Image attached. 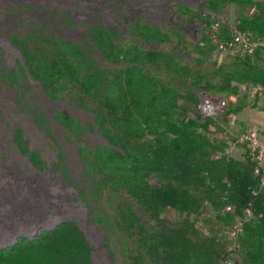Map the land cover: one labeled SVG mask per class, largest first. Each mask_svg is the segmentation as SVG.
Instances as JSON below:
<instances>
[{
    "label": "trees",
    "instance_id": "16d2710c",
    "mask_svg": "<svg viewBox=\"0 0 264 264\" xmlns=\"http://www.w3.org/2000/svg\"><path fill=\"white\" fill-rule=\"evenodd\" d=\"M231 4L256 8L254 16L244 12L236 24L250 34L256 49L251 55L235 53L232 63L219 65L212 53L222 52L218 46L233 37L232 24L221 22L218 15ZM176 14L197 28L198 39L191 43L196 57H190L189 39L179 24L167 30L137 22L130 28L131 38L154 48L121 42L114 30L92 26L86 49L70 48L75 59L71 64L70 55L61 50L66 43L48 37L56 28L52 24L45 36H30L44 38L48 47L38 55L25 53L26 71L50 100L75 89L78 104L86 101L85 107H91L108 144L105 154L93 150L85 156L87 172L97 175L90 182L92 198L112 189L142 214L119 210L112 217L94 219L107 236L119 240L121 258L129 264H222L231 243L224 231L241 220L238 262L264 264V187L246 155L224 154L237 110L224 109L215 117H204L198 110L200 92L231 106L229 98L240 86L264 87V69L253 61L264 39V0H205L199 12L181 7ZM27 41H20L24 49ZM95 50L119 67H100L93 58ZM59 120L70 128L67 115ZM216 154L220 157L214 159ZM78 194L86 201L82 191ZM168 209L178 214L175 223L162 217ZM246 210L249 218L244 217ZM43 235L37 240L20 237L0 248V264H15L16 254L29 258L27 252L38 248ZM81 258L71 264H89L86 256Z\"/></svg>",
    "mask_w": 264,
    "mask_h": 264
},
{
    "label": "rangeland",
    "instance_id": "374dc122",
    "mask_svg": "<svg viewBox=\"0 0 264 264\" xmlns=\"http://www.w3.org/2000/svg\"><path fill=\"white\" fill-rule=\"evenodd\" d=\"M204 5L205 0H0V248L12 246L20 237L37 240L44 234L38 248L27 252L29 258L12 256L15 264H71L84 256L89 264H129L118 254L119 240L107 236L94 219L112 217L119 210L142 215L124 194L112 189L92 198L90 182L97 175L88 173L85 156L93 150L105 154L108 144L91 107L76 101L77 90L68 89L58 100H50L28 75L25 53L38 55L48 47L44 38L32 39V33L45 36L46 28L56 25L48 37L66 43L68 47L62 45L61 50L70 55L72 64L70 48L86 49L92 26L114 30L121 42L152 49L153 44L131 38L135 23L167 30L179 24L189 39L190 57H196L191 43L198 39L197 28L176 11L186 7L199 12ZM24 39L27 49L20 45ZM93 58L102 68L119 67L109 64L99 50ZM198 96L201 101L208 95ZM237 105L235 99L224 109L237 110ZM61 115L70 118L69 129L60 122ZM230 123L229 145L240 126L236 119ZM79 191L86 201L79 198ZM162 217L170 223L179 219L171 209Z\"/></svg>",
    "mask_w": 264,
    "mask_h": 264
},
{
    "label": "built area",
    "instance_id": "2783aa9c",
    "mask_svg": "<svg viewBox=\"0 0 264 264\" xmlns=\"http://www.w3.org/2000/svg\"><path fill=\"white\" fill-rule=\"evenodd\" d=\"M247 17H252L256 14V8L250 6L244 11ZM237 23L233 24L232 41L230 43H221L218 46L220 51L232 50L234 53H247L251 55L256 49V45L251 39V36L246 31L237 29ZM218 101V102H216ZM227 103L223 100H215L211 96L202 98L198 105V110L204 117H215L218 112H222ZM232 125V123H230ZM233 144H228L224 154L233 155L234 151L239 154L237 157L246 155L255 166V174L259 176V186L264 187V142L260 138V132L257 128H247L240 133H237L232 140ZM214 159L220 157L219 154L213 156ZM226 211L230 212L232 209L226 207ZM251 213L249 210L244 212V217L249 218ZM242 221L235 220L233 225L224 231L228 239L231 241L230 246L227 248V257L222 264H241L237 260V251L239 249L238 237L242 234Z\"/></svg>",
    "mask_w": 264,
    "mask_h": 264
},
{
    "label": "crops",
    "instance_id": "0c3cea01",
    "mask_svg": "<svg viewBox=\"0 0 264 264\" xmlns=\"http://www.w3.org/2000/svg\"><path fill=\"white\" fill-rule=\"evenodd\" d=\"M253 1V0H252ZM242 10L241 14L238 10ZM245 7H238L235 4L225 5L219 12V19L223 23L235 24L238 18L244 13ZM232 15L229 16V13ZM212 14L211 19L215 18ZM232 20H231V19ZM257 54L253 57V61L260 68L264 69V39L259 42ZM235 53L233 51L213 52L212 60L217 61L219 65H228L232 63ZM221 99V98H219ZM230 103L237 100V117L236 122L240 123L238 133L247 128H257L260 132V138L264 142V87L253 88L249 85H242L235 96H230ZM235 119L233 121L235 122Z\"/></svg>",
    "mask_w": 264,
    "mask_h": 264
}]
</instances>
